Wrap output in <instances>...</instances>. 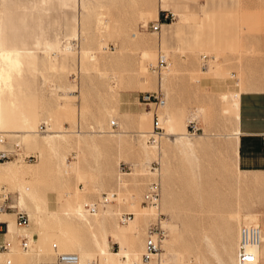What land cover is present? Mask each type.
I'll return each mask as SVG.
<instances>
[{
  "label": "rangeland",
  "instance_id": "rangeland-1",
  "mask_svg": "<svg viewBox=\"0 0 264 264\" xmlns=\"http://www.w3.org/2000/svg\"><path fill=\"white\" fill-rule=\"evenodd\" d=\"M159 12L166 18L152 31ZM33 34L40 45L34 69L23 72L25 101L3 102L0 110V132L34 155L0 166V188L27 214L28 227L0 230V264H45L61 253L76 260L60 264H107L71 211L85 213L82 203L113 192L125 203L97 205V222L92 215L87 220L109 264H132L156 213L141 202L154 160L160 161L159 211L168 223L167 264H234L239 226L264 232V173L237 167L231 100L264 91V0H0V50ZM68 42L74 50L54 61L49 54ZM160 51L167 60L161 72L152 69ZM201 53L215 58L207 70ZM157 91L165 101L157 109L164 136L154 148L147 141L151 113L141 97ZM188 123L195 131L187 132ZM25 136L38 141L35 149L25 151ZM121 213L137 221L121 223ZM22 230L31 240L25 248ZM28 248L38 256L27 260ZM262 257L264 264V248Z\"/></svg>",
  "mask_w": 264,
  "mask_h": 264
},
{
  "label": "built area",
  "instance_id": "built-area-1",
  "mask_svg": "<svg viewBox=\"0 0 264 264\" xmlns=\"http://www.w3.org/2000/svg\"><path fill=\"white\" fill-rule=\"evenodd\" d=\"M162 12L158 13L157 22L164 21L166 17H160ZM166 15V14H165ZM152 31L158 29V23L150 26ZM208 60V56L202 55L200 58L201 67H205ZM165 66V58L162 55H158L154 65L152 66L153 70H160ZM143 104L148 107V110L151 113V123H150V132L147 137V141L154 144L156 143L155 139H159L162 135V129L159 127L157 109L162 106L164 103L163 95L157 91L154 93H144L141 97ZM115 123L110 122V125ZM45 124L39 123L37 126V131L44 132ZM186 130L195 131V128L188 123L186 125ZM261 145L264 149V133L260 135ZM10 159H20V161L30 162L34 160V155L31 153H23V149L20 147L17 139H7L0 132V162L7 161ZM147 171L151 174V179L146 183L145 189L141 195V202L149 207H152L156 213L154 218L148 222L145 228V239H144V248L141 253V260L143 262H148L152 258H159L161 253V245L164 239L167 236L166 229L164 227V218L162 213L159 211V197H160V187H159V163L157 160L151 161L147 165ZM113 194L109 195L103 193L97 203L94 204H84L83 207L89 214H92L97 205H104L112 199ZM11 195L7 191L5 192L0 188V213L7 212L12 210L14 223L18 227H24L28 224V217L26 213L11 205ZM130 213H121L119 216V221L123 223L130 217ZM0 230H5V222L0 221ZM2 232V231H1ZM20 237V245L22 248L26 247V238L24 236ZM261 242V231L260 228L253 224L241 225L238 228L237 232V241L236 248L234 253V262L235 264H259L258 258L254 255L252 249L257 247ZM1 247V246H0ZM76 256L74 254H56L55 257L45 263V264H60L65 261H74Z\"/></svg>",
  "mask_w": 264,
  "mask_h": 264
},
{
  "label": "bare ground",
  "instance_id": "bare-ground-1",
  "mask_svg": "<svg viewBox=\"0 0 264 264\" xmlns=\"http://www.w3.org/2000/svg\"><path fill=\"white\" fill-rule=\"evenodd\" d=\"M157 23L159 24V22H157ZM108 28H109V22L106 20L104 22V28H102V29L106 30ZM159 28H160V25H159ZM10 43L13 44L14 48H11V49H1L0 50V65L3 66V67L0 66L1 67L0 68V110L2 108L3 102L4 103H8L10 106H12V104H13L12 100L13 99H15V101L18 102V103H21V102L25 101V98L26 97H25V91L23 89V86H24V82H23L24 81L23 72H24L25 67L28 68L29 70H33L34 69L35 59H36V52H37L38 46L40 45V42H39V39H38V35L37 34H35V35L33 34V35H30V36H26V37H24L22 39H18V40L15 39L13 41H10ZM67 49L74 50V47H73V43L72 42H68L65 47L62 46V48L60 50L53 51L51 54H49V56L53 55V58H54L53 60L54 61H57V57H58L59 54L68 53L67 52ZM99 49L103 52L104 46H100ZM75 50H76V48H75ZM46 54H48V53H46ZM83 54H84L85 57L87 56V54L93 56V53L84 52ZM158 55H162L163 56V54H162L161 51L159 52ZM202 55L208 56L207 53L206 54H202ZM209 55L210 56H208V61H207L208 65L206 63L207 66H205L204 70H207L208 67H210V65L215 60V58L211 54H209ZM201 56H200V58H201ZM54 61H51L50 58H49L48 65H49V67H50L51 70L57 69L58 63H56ZM166 63H167V60L165 58V66H166ZM97 64L98 63L96 61H93L92 64H91V67L92 68H96ZM165 66L162 67V68H165ZM160 72H161V69H160ZM111 87H112V89H115L117 87V84H116V81L115 80H113L111 82ZM231 100L233 102L232 103V118H233V122H234L235 128H236L235 137L237 138V134H238L237 125H238V120H239V95H235V94L232 95L231 96ZM59 106H60V103H59ZM164 106H165V101H164L163 105L160 106V108H163ZM30 109H31V106H30ZM12 111H14V110H12ZM31 111H32V109H31ZM200 113H201V110L196 111L194 113L195 114L194 115V118H192V119H196L199 116ZM27 114L29 115V113H27ZM171 114H173V113H171ZM157 117H158L159 127H161V129H162L163 124H164V122H163V116H162V114H159V112H158L157 113ZM26 118H24V119H26ZM176 120H175V118H173L172 125L173 124L174 125H177L178 124L176 122ZM0 123H1V117H0ZM26 123H27V121H26ZM181 125H183V124H181ZM22 126H25V125H22ZM45 130H46V127H45ZM40 133H43V132H40ZM121 133L124 134V132H121ZM5 135L6 134H3V136H5ZM112 135L115 136V134H112ZM185 135H187V134H185ZM185 135L184 134H181L180 136L181 137H184ZM142 136L143 137H146V135H144V134ZM163 136H164V134L162 132L161 137H163ZM14 138L17 139L18 143L20 144V147L22 148L21 143L19 142V139L17 137H14ZM22 139H23L25 151L26 150H33L38 145V141L36 139L32 138V137L25 136ZM155 140H156V143H155V145L152 144V146L154 148H159V146H160L159 145V140L158 139H155ZM179 140H180V138H179ZM236 156H237V154H236ZM16 161L21 162L20 159H17ZM158 162H160V161L158 160ZM8 163H9L8 161L0 162V166H3L4 164H8ZM146 172H148V171L146 170ZM2 190H4V189H2ZM5 192H7V191H5ZM112 194H113L112 199L115 200V202L117 201V202L125 203V200H122L123 198L120 199L119 196H117V197L115 196V194H116L115 192H113ZM129 199L132 201L134 199V197L133 196H130ZM84 204H90V203H82V207H83ZM150 209L152 211L153 208L150 207ZM83 210L85 211V213L79 212L77 208H74L73 211H71V214H74V216H76V218H78V220L83 221V224L85 225V227L87 226V229H88V231H90V234H91V237L93 239V242L97 246V248L99 250V253L105 258V260H107V264H109L108 263V255H107V252H106L104 246H102L98 242L95 233L92 231L93 228L91 227V224H90L89 220H87V217L89 215H92L93 218H94V221L97 222V216L98 215L95 214L96 211H94L92 214H89L88 212H86V210L84 209V207H83ZM103 213H104L105 216H109V210L108 209H106V211L103 212ZM3 215H11V217H10L11 219L9 220L11 222L9 223L8 227H7L6 222L5 221H3V222H5V230L4 231L5 232L7 231L8 234H12L13 233L14 224H15L14 223V218H13L12 214H7L6 212H1L0 213V217L3 216ZM65 215H66V213H65ZM141 215L142 216H147L146 213H142ZM237 218H239V216H237ZM131 220H133V222H136L137 221V215H135V217L133 219V214H132V217H129L124 222L127 223V222H129ZM0 221H2V220H0ZM167 225H168V223L165 222L164 226L166 228H167ZM245 225H248V224H245ZM25 227H28V226H25ZM258 227L260 228V231H261V242H260V244L257 247L253 248L252 251H253L254 255L258 258L259 264H261L262 263L261 258H263L262 257V252H263V248H264V239H263V234H262V232H263L262 231V227L261 226H258ZM167 231H168V228H167ZM21 236H24L26 238L27 237V230H22L21 231ZM26 242L31 243V240L30 241H26ZM165 243H166V240L163 242V248H162L163 249V252L160 253L159 258L156 260L157 261V264H167V262H168V259L165 257V254H164V245H165ZM26 253L30 254V256L29 255L27 256ZM38 253H39L38 251L33 252V250H29V248H28V250H26V251L23 252V255L27 258V260H30V258H32V257H37L38 256ZM124 256L128 258V255L127 254H124ZM143 263L144 262L141 260V254L139 255V258H136V259L132 260V264H143ZM234 264H235V262H234Z\"/></svg>",
  "mask_w": 264,
  "mask_h": 264
},
{
  "label": "crops",
  "instance_id": "crops-1",
  "mask_svg": "<svg viewBox=\"0 0 264 264\" xmlns=\"http://www.w3.org/2000/svg\"><path fill=\"white\" fill-rule=\"evenodd\" d=\"M236 143L237 167L243 173H264V149L260 135L264 133V91H244L239 96V120ZM11 215L0 217L9 221ZM263 231V230H262ZM263 239H264V232ZM0 235V242L4 241Z\"/></svg>",
  "mask_w": 264,
  "mask_h": 264
}]
</instances>
